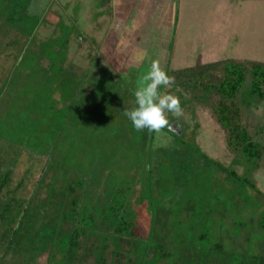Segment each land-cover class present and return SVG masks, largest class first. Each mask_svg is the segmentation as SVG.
<instances>
[{"label":"rangeland","instance_id":"rangeland-1","mask_svg":"<svg viewBox=\"0 0 264 264\" xmlns=\"http://www.w3.org/2000/svg\"><path fill=\"white\" fill-rule=\"evenodd\" d=\"M169 6L140 27L133 19L122 27L113 24L111 0H0V172L12 168L11 187L22 181L16 197L28 203L31 226L8 248L0 222V264H58L55 240L35 251V232H66L73 200L75 210L93 211L112 199L138 212L143 231L145 215L165 211L173 240L166 264H264V157L257 166L233 153L210 111L187 98L182 117L168 114L186 135L182 144L165 132L151 145L147 129L136 131L124 115L152 60L165 71L227 58L264 62V0ZM261 113L253 105L245 121ZM116 239L106 261L118 248L115 264H135L136 244ZM215 243L222 252L208 250ZM95 244L82 239L71 264H94Z\"/></svg>","mask_w":264,"mask_h":264},{"label":"trees","instance_id":"trees-1","mask_svg":"<svg viewBox=\"0 0 264 264\" xmlns=\"http://www.w3.org/2000/svg\"><path fill=\"white\" fill-rule=\"evenodd\" d=\"M69 33L68 29L63 31V41L66 42ZM166 72L175 78V83L167 88L161 87L160 92H173L183 100L187 98L207 108L223 129L226 146L233 153L241 154L245 161L256 162L258 166L264 157V143L261 141L264 140V62L227 58L208 63L198 61L192 66ZM253 105L260 106L262 113L255 118V123L248 124L245 121L246 111ZM167 133L171 140L175 139L181 144L186 136L184 132ZM147 134L146 131L144 137L148 138L152 145L155 133ZM168 145L167 143L160 148L165 151ZM190 146L197 150L195 144ZM169 157L168 155V160ZM224 171L233 178L237 177L233 171ZM12 174V168L0 172V222L7 225L4 235L8 236V248L11 245H20L31 232L28 203L16 197L22 181L18 180L11 187ZM241 182L259 192L254 182L248 181L247 178H243ZM124 207V203L112 199L108 204L105 200L99 201L93 211H89L85 205L75 210L73 200L68 213L63 217L71 221V227L66 232L55 228H40L35 232L38 239L36 244L33 243V249L36 251L39 244L44 245L55 240L60 255L58 264H71L81 240L94 238L96 244L91 248L94 264H115L119 262L120 250L115 248L111 251L112 260L108 263L105 256L108 241L117 242V237H125L136 244L133 251L135 264H166L171 255L169 249L173 240L170 237L172 227L165 211L162 209L152 216L145 215L150 220L148 229L143 231L137 222L138 212H128ZM260 226L264 228V214ZM163 228L165 231H162ZM28 241H31V238H28ZM208 250L222 252L223 247L221 243H215ZM258 262L264 263V256L259 257Z\"/></svg>","mask_w":264,"mask_h":264},{"label":"clouds","instance_id":"clouds-1","mask_svg":"<svg viewBox=\"0 0 264 264\" xmlns=\"http://www.w3.org/2000/svg\"><path fill=\"white\" fill-rule=\"evenodd\" d=\"M134 91L136 107L125 109L124 115L132 122L136 131L147 129L149 134L157 136L167 132H177L179 125L170 122L168 114L175 118L183 116L180 98L172 94L161 93L160 88L170 87L175 78L162 67L159 60H152L149 70L137 79Z\"/></svg>","mask_w":264,"mask_h":264},{"label":"crops","instance_id":"crops-1","mask_svg":"<svg viewBox=\"0 0 264 264\" xmlns=\"http://www.w3.org/2000/svg\"><path fill=\"white\" fill-rule=\"evenodd\" d=\"M169 1L170 0H111V15L114 19L113 24L120 23L121 26L124 27L133 19L137 22L138 27H140L145 23H143L144 19L151 16V14L153 15L156 11L165 9L170 11L172 7L169 6ZM117 18H120L119 22L115 21Z\"/></svg>","mask_w":264,"mask_h":264}]
</instances>
